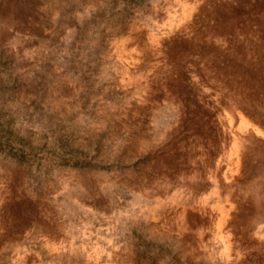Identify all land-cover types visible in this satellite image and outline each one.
Here are the masks:
<instances>
[{
    "label": "rangeland",
    "instance_id": "1",
    "mask_svg": "<svg viewBox=\"0 0 264 264\" xmlns=\"http://www.w3.org/2000/svg\"><path fill=\"white\" fill-rule=\"evenodd\" d=\"M0 264H264V0H0Z\"/></svg>",
    "mask_w": 264,
    "mask_h": 264
}]
</instances>
